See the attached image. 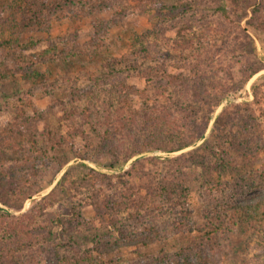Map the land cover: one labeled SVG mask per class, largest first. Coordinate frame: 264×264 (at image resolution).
Wrapping results in <instances>:
<instances>
[{
    "label": "trees",
    "instance_id": "obj_1",
    "mask_svg": "<svg viewBox=\"0 0 264 264\" xmlns=\"http://www.w3.org/2000/svg\"><path fill=\"white\" fill-rule=\"evenodd\" d=\"M185 1L0 0V83L15 78L38 82L50 101L46 113H40L32 93L16 97L12 122L6 128L0 127L1 204L12 208L13 200L34 187L42 174L54 164L66 163L69 141L85 125L95 132L96 127L101 128L102 134L97 135L104 142L110 136L128 137L129 148L124 155L105 147L103 152L113 159L108 166L111 168L119 164V157L126 162L143 152L183 151L203 137L214 109L264 70L254 54L249 31L252 28L264 34V0H229V5L221 0H188L198 4L196 12L193 6L185 10ZM108 10L110 19L97 22L83 44L77 32L58 40L29 37L22 42L28 30L47 35L56 23L94 18ZM149 10L157 11L154 18L159 24L147 34L133 33L126 42L130 45L128 54L120 58L113 55L116 50L110 29L122 27L132 14L144 17ZM160 40L165 42L162 49ZM160 54L166 60L164 57L165 61L157 63ZM99 59L105 61L101 75L92 77L89 87H78L71 73L80 76L85 62ZM168 60L174 63L175 72L170 71ZM119 65H125L123 71ZM58 72L61 74L56 76ZM132 72L143 81L142 88L130 82ZM55 109L62 111L59 122L68 127L65 137L46 121ZM226 111L229 115L218 118L214 125L215 145L217 127L221 126L219 131L223 132L227 123L239 122L240 117L242 122L240 114L231 115V108ZM244 120L254 126L253 116ZM40 123H44L42 127ZM249 124L243 127L245 132L252 128ZM224 134L226 141L219 145L221 152L216 153L214 165L201 166L203 172H196V186L192 175L182 171L185 166L192 167L193 162L183 164L182 157L167 160L174 166L156 178L132 167L127 172L130 180L119 196L107 193L96 172L82 164L85 172L72 182L71 220L46 214L40 224L35 219L15 226L12 215L1 212L0 264H90L87 252L70 246L66 248L73 254L65 257L62 237L54 232L60 222V234L71 228L73 219L83 223L79 220L80 200L93 207L95 219L115 229L122 212L134 222L155 223L144 226L139 236H128L123 246L100 245L102 255L160 243L158 257L134 264H232L230 257L237 250L230 244L222 246V239L248 230L264 236V142L260 136L247 138L241 131ZM244 187L253 193L239 197ZM196 190L202 205H206L205 223L200 228L191 225L193 214L188 208ZM55 200L45 199L39 204V213L57 203L58 198ZM150 205H154L151 210ZM157 211L177 216V230L191 236L187 246L176 253L166 250L158 221L162 214Z\"/></svg>",
    "mask_w": 264,
    "mask_h": 264
},
{
    "label": "rangeland",
    "instance_id": "obj_2",
    "mask_svg": "<svg viewBox=\"0 0 264 264\" xmlns=\"http://www.w3.org/2000/svg\"><path fill=\"white\" fill-rule=\"evenodd\" d=\"M50 2L52 0H45ZM179 0H173V3H176ZM196 0L195 2H197ZM225 5H229V0H221ZM185 10L192 7V11L197 10L198 4L195 2L189 3L185 1ZM191 11V12H192ZM165 12V11H164ZM156 10H149L147 15L137 16L130 15L124 25L120 28L112 27L110 29V40L114 45L116 52L112 53L116 57H123L125 54L130 52L129 49V37L133 33H139L141 35L147 34L148 31L153 30L155 26L159 24V21L154 18L156 16ZM166 13V12H165ZM111 11L108 10L105 14L95 16L94 18L82 19L81 21L71 22V20H64L59 23H56L49 34H39L36 29H31L26 32L22 37V42L28 40L29 37L35 38V40H46L51 38L52 40H58L59 38H64L73 34L75 32L79 33L81 37L80 43L83 44L90 39V34L93 31V27L100 20L108 21L110 19ZM152 21H148V20ZM250 34L252 35L254 41V54L256 59H258L261 64H264V34L260 33L252 28H249ZM128 41V43H126ZM160 45L162 49V43L164 41L160 40ZM154 55V53H152ZM161 56V57H160ZM165 57V55H163ZM159 60L157 63H161L164 60L162 54L159 55ZM168 59V57H167ZM174 59V58H173ZM126 62V61H125ZM170 66V71L175 72L176 68L174 63L167 61ZM104 60L99 59L96 62H85L82 74L77 76V73L72 72L71 76L73 77V82L78 87H89L93 84L91 81L92 77L101 75L100 69ZM126 65V64H125ZM125 65H119L121 67L120 71L124 70ZM132 63L128 66L130 67ZM61 74L58 72L56 74ZM131 83L137 85L139 88H142L143 81L138 79V74L132 72ZM55 76V77H56ZM48 79L50 81L54 80ZM32 93L35 99V105L40 113H46L48 107L50 106V101L47 97L44 96L41 86L38 82H25L20 78L12 79L8 82L0 83V127L6 128L10 125L13 118V105L15 103L16 97L23 96L25 94ZM254 93L257 96L259 101L258 105L255 104L256 98ZM231 108V115L242 116L239 118V122L227 123V128L223 132L221 126L217 127L218 134L216 137L217 145H215V139L212 138L214 134V125L218 118L222 116H228L227 109ZM228 114V115H227ZM62 111L60 109L53 110V113H49L46 116V121L51 123L57 131L62 136H66L68 133V127L64 123L59 122V118L62 116ZM105 116V115H104ZM253 116V123H248L244 119L246 117ZM108 119V118H107ZM110 120V119H108ZM45 122V121H44ZM44 123H40V127ZM252 126L250 130L245 132L243 127L246 125ZM252 124V125H251ZM81 133H78L77 136L70 139V145L66 149V155L68 160L63 165L54 164L51 169L47 170L45 174L41 175V178H38L37 183L33 186H30L28 190L22 192L19 198L13 200V207H6L0 203V215L1 212H6L12 215V223L16 225L27 224L28 222L38 219L37 224H40L42 216L45 217L46 214H51L53 218L60 217L61 220H71V208L72 205V182L76 179L77 175L83 171L85 168L81 166L85 164L88 168L93 169L96 172L97 178H100L102 186L107 188V193L114 196L120 195V190L124 189V185L128 182L129 175L127 172L133 167L140 169L145 173L144 175L150 176V178H156L161 172L162 174H167L169 169L174 166V163L168 162L167 160L182 157V163L193 162V166L183 167L182 171L192 175V184L193 186L197 185V179L195 178L196 172L200 174L203 172L201 166H212L216 161V153H220L221 149L219 145L225 143L226 134H237L241 131V134H245L248 137L260 136V139L264 142V70H261L255 74L251 80L243 87L241 91L236 94L227 96L219 107L214 109L212 114L210 124L204 133L203 137L200 140H196L193 145L184 149L181 152L177 153H161V152H143L141 154L133 156L128 161H122L119 157V164L115 167H108L109 163L113 160L110 156L106 155L103 151L105 147L117 150L120 152V155L126 152L129 148V139L119 138L115 136L113 139L111 136L104 142L102 136L97 134H102V129L96 127V132L93 131V128L90 126L82 127ZM219 131V132H218ZM143 136V134L141 133ZM214 135V136H215ZM141 137V136H140ZM139 138V136L137 137ZM122 139V141H121ZM211 141L209 145H206V142ZM123 144V145H122ZM264 144V143H263ZM102 146V149L100 148ZM215 150V151H214ZM182 164V165H183ZM136 166V167H134ZM259 165L256 164L255 168H258ZM102 175L106 177L102 178ZM64 178L66 180L64 181ZM225 179V178H224ZM136 180V179H135ZM137 181V180H136ZM138 183V182H137ZM229 192V191H228ZM55 193V195H53ZM253 192L249 191L247 187L242 189L239 197L250 196ZM30 199H27V198ZM116 197V196H115ZM52 199L55 202V198H58L57 203H54L50 207L44 209V212L39 213V204H43L45 199ZM82 204V218L79 219L82 224H77V219L72 220L71 228L60 234L61 222L55 226L54 232L61 239L63 252L62 254L65 257L73 254L71 249L66 248L70 246L72 248H77L80 251H85L90 255L92 262L90 264H134L138 260L148 261L159 256L162 244L156 243L151 245L149 248H139L132 250L129 248H124L118 250L112 255H102L99 253L100 245L104 243L111 246H123L127 244V237L132 235L139 236L144 233V226L154 225L153 221L148 222L149 220L142 221L137 223L132 221L127 212H122V219L116 225V229L124 230V232H114L116 229L111 226H106L99 220L95 219V211L92 206L84 205V202L80 200ZM23 203L22 207L19 208L20 204ZM38 205L36 209L32 210L35 205ZM71 206V207H70ZM154 205H150L149 209H153ZM19 208V209H18ZM189 210L192 212L191 216V225L194 228H200L204 225L205 219L203 217V212L206 208V205L201 203L198 190L192 193L189 202ZM157 213H159L157 211ZM158 217L159 227L163 231L164 241L163 246L170 253H176L184 246H187L191 236L183 234L177 230L175 219L177 216L175 214L163 213L160 212ZM40 220V221H39ZM151 220V219H150ZM34 235V234H33ZM230 244L237 250V253L231 255L232 264H264V236L259 235L258 233H253L251 230L246 231L245 233H237L231 235L228 240L222 239L221 245ZM141 256V258H139Z\"/></svg>",
    "mask_w": 264,
    "mask_h": 264
}]
</instances>
